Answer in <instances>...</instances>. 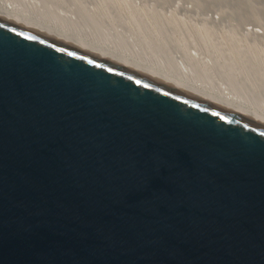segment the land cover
I'll list each match as a JSON object with an SVG mask.
<instances>
[{
  "label": "water",
  "instance_id": "obj_1",
  "mask_svg": "<svg viewBox=\"0 0 264 264\" xmlns=\"http://www.w3.org/2000/svg\"><path fill=\"white\" fill-rule=\"evenodd\" d=\"M0 264H264V115L0 5Z\"/></svg>",
  "mask_w": 264,
  "mask_h": 264
},
{
  "label": "rangeland",
  "instance_id": "obj_2",
  "mask_svg": "<svg viewBox=\"0 0 264 264\" xmlns=\"http://www.w3.org/2000/svg\"><path fill=\"white\" fill-rule=\"evenodd\" d=\"M14 1L21 2V0H14ZM22 1L25 5H29V7H35L36 5L39 6L38 7L39 9L42 7L41 4L42 2L40 0H22ZM63 1L65 8L61 9L60 7L55 6L54 9L53 8L52 9L50 8L51 10L49 9L51 11L50 13L53 14L55 12L54 14H56L57 17L61 15L67 17V20L70 19V21L73 23H75L76 20V24L82 23L81 21H79L82 12L79 13L78 16H75L79 12L77 7L74 8L75 6H78L76 5V2H74L75 0L72 1L63 0ZM106 1L118 5L122 3V6L127 5L126 7H129L128 9L129 11L131 10L132 7V9L137 11L136 16H140V11L142 10L143 13L144 12L150 13L151 17L153 18H148L149 21L152 20L153 22V20L155 19V22L158 23L157 21L159 19V23L156 25V27L159 29L158 39H160L162 42L163 45L162 49L155 51H150L149 49H145L146 56H160L163 58L166 57L170 62L167 65H170L172 67H181V68L186 67L185 64V62H187L186 56H190L191 58L197 59L199 61L194 64L196 70L194 69H189V70H191L192 72L195 71L202 72L200 74L205 76L207 71H204L203 70L204 68L202 69L201 66L203 64L201 63V61L205 60V62H208L209 66L208 63L207 65L204 66H208L209 72L213 73V71L215 72L214 68H216L217 65H220L219 67L224 66V63H220V61L223 62L225 61L226 63H228L233 59L234 62L237 64L236 66V64L234 63L233 65L234 67L240 68L241 67L240 63L242 64V62L243 63L247 62V64H245L246 67L251 66L252 68L253 66L258 67L259 65L258 71L260 72V69L262 67L261 71L263 70L262 74H264V63L263 66L261 64V62H264V14H263L264 0H214V1L213 0H106ZM81 2L82 5L86 3L85 5H87V7L92 9L95 6V5L92 6L93 0H88V1L81 0ZM70 3L72 4V6ZM73 3L75 6L73 5ZM72 7L75 9V11L78 12H75L74 9H70ZM68 11L70 13H68ZM97 18L96 20L98 21ZM123 18L125 20V17ZM93 20L96 22V24H98L99 27L102 26L101 22H100L101 25H99L98 23L99 21L97 22L95 19ZM152 26L155 27L154 24ZM105 27L107 30H105ZM101 28L102 29L100 30V33L102 31L104 32V33L102 32V34L104 35L106 33H109L105 35L109 37V39H112L115 36L119 35V33H117V30L119 28L115 27L116 28L115 30H113L114 28L111 30L110 29L111 26L107 24L104 27L102 26ZM195 30L196 31L199 30L200 35L198 31L196 33ZM150 32H151L150 28L147 27L145 29L146 35L149 34ZM199 36H202L203 38ZM205 36H207V39ZM120 37L126 39L129 45H135L137 47L136 51L139 52L138 48L142 49V45L144 43H140L138 39L132 38L131 36H129V34L126 31L122 30ZM164 41L166 45L165 49L163 44ZM252 48L254 50L257 49L258 52L254 51ZM163 49L164 52H162ZM250 52L252 53L255 52V53L252 54ZM251 54L253 55L254 59L252 58ZM209 56H211V58ZM219 56L220 58L222 57V59H219ZM245 59H247V61ZM190 66L193 65L190 64ZM214 75H213L214 80L220 81L221 77H217ZM224 80L227 81L226 78L222 79V81Z\"/></svg>",
  "mask_w": 264,
  "mask_h": 264
},
{
  "label": "bare ground",
  "instance_id": "obj_3",
  "mask_svg": "<svg viewBox=\"0 0 264 264\" xmlns=\"http://www.w3.org/2000/svg\"><path fill=\"white\" fill-rule=\"evenodd\" d=\"M40 1L42 2L41 3L42 7L40 9L38 8L39 6H37V5L35 7H29V5H25L22 0H21V2L20 1H14V0H0V5L19 7L21 9L39 17L43 21L47 22L48 24H50L56 28H59V29H62V30L83 36V37H86V38H88V39H90L96 43H99V44H102L104 46L115 49L116 51H118L120 54H122L123 56H125L127 58L162 64V65L166 66L167 68H169L181 80L195 84V85H198V86H201V87H203L207 90H210V91H212V92H214L220 96H223V97H225V98H227V99H229L235 103H238V104H240V105H242L248 109H251L255 112H258V113L264 115V74H262L263 70L261 71L262 67L260 69V72L258 71L259 65H258V67L253 66L252 65L253 63L251 62L252 63L251 65L253 66L251 68V66L246 67L245 64H247V62L246 63L242 62V64L240 63V66H241L240 68H242V69H240L238 67L233 66L235 63L234 59L232 61H229L228 63H226L225 61L224 62L220 61L219 59H222V57L220 58V56H219V59L218 58L217 59L220 61V63H224V66L219 67L220 65H217L216 68H214L215 72L213 71V73L209 72V68H208L209 63L205 62V60L201 61V63L203 64L201 66L202 69L204 68L203 70L207 71L206 76H205V75L200 74L202 72H198V71L192 72L191 70H189V69L196 70L194 64L197 63L199 60L193 59L190 56H186V59H187V62H185L186 67H182V68L181 67H172L170 65H167L170 62L166 57L163 58L160 56H146V50L145 49H149L150 51H155V50H161L162 46H163L161 40L158 39L159 29L156 27V25L159 23V19L157 21L158 23L155 22V19L153 20V22H152V20L149 21L148 18H153V17H151L150 13H145V12L143 13L142 12L143 10H142V11H140V16H136L137 11L132 9V7H131V10L129 11L128 10L129 7H126L127 5L122 6V3H120V5L112 4V2L109 3L106 0H93L92 6L93 5H95V6L92 9V8L87 7V5H85L86 3H84L83 5H85V6H83L81 4L82 3L81 0H78V1L75 0L74 2H76V5H78V6H75L73 3V5L75 6L74 8L77 7L79 12L75 11V9L73 7L70 9H74L75 12H78V14L76 13L77 15L74 14L75 16H78L79 13L82 12L81 17L79 18V21H81L82 23L78 22L80 24H76V20H75V23H73L70 21V19L67 20V17H64L62 15L57 17L56 14H54L55 12L53 13L54 15L50 13L51 12L50 10L52 8L54 9L55 6L60 7L61 9L65 8L63 0H40ZM79 1H80V3H79ZM77 2H78V4H77ZM71 6H72V4H71ZM95 7H97V8H95ZM64 12H65V9H64ZM68 13H70V12L68 11ZM94 16L98 17V18L97 17L96 18L98 19L99 22L96 20V18ZM123 17H125V20ZM93 19H95L99 23V25L102 24L103 27L106 24L111 26V28H110L111 30L113 28H114L113 30H115L116 28H119L117 30V33H119V35L115 36L116 38L115 37L112 38L113 35L111 36V38L115 39V40L109 39V37L105 36L109 33H106L105 35L102 34L103 31L100 33L102 26L99 27L98 24H96V22ZM100 22H101V24H100ZM104 23H105V25H104ZM171 23H172V21H171ZM150 24H152V25L154 24L155 27L150 25ZM113 26H115L116 28ZM147 27L150 28L151 32L146 35L145 29ZM105 30H107L106 27H105ZM122 30L126 31L129 34V36H131L132 38L138 39L140 43H144L142 45V49L138 48L139 52L136 51L137 47L135 45H129V43L126 39L120 37ZM197 31H198V33L200 32L199 30H197ZM197 31H196V33H197ZM100 34H102V35H100ZM199 35H200V33H199ZM199 37H202V36H199ZM205 37L207 39V36H205ZM163 44H164V49H165V46H166L165 41ZM164 49L162 50V52H164ZM215 50H217V49H215ZM254 51H257V49ZM250 53H252V52H250ZM254 53H252V54H254ZM227 54H228V52H227ZM255 55H257V54H255ZM209 57L211 58V56H209ZM252 58H253V55H252ZM260 59H261V57H260ZM245 60L247 61V59H245ZM249 60H251V59H249ZM254 61H256V60H254ZM188 62H190V63H188ZM207 63H208V66H204V65H207ZM248 63H249V61H248ZM263 63L264 62H261L262 66H263ZM190 64L193 66H190ZM215 64H217V63H215ZM236 66H237V64H236ZM200 70H201V68H200ZM213 75L217 76V77H221L220 81H222L223 78L224 79L226 78L227 81H225V80L222 82H220L219 80L216 81V80H214Z\"/></svg>",
  "mask_w": 264,
  "mask_h": 264
}]
</instances>
